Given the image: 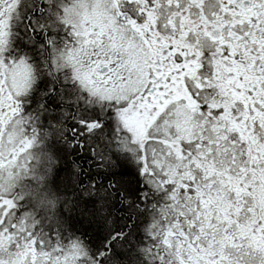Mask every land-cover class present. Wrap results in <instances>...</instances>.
<instances>
[{
	"label": "snow or ice",
	"instance_id": "1",
	"mask_svg": "<svg viewBox=\"0 0 264 264\" xmlns=\"http://www.w3.org/2000/svg\"><path fill=\"white\" fill-rule=\"evenodd\" d=\"M0 264H264V0H0Z\"/></svg>",
	"mask_w": 264,
	"mask_h": 264
}]
</instances>
